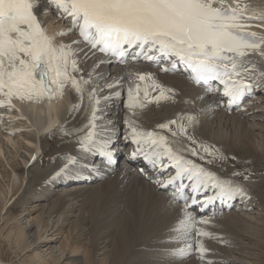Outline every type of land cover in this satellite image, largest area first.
I'll use <instances>...</instances> for the list:
<instances>
[{
  "label": "snow or ice",
  "instance_id": "obj_1",
  "mask_svg": "<svg viewBox=\"0 0 264 264\" xmlns=\"http://www.w3.org/2000/svg\"><path fill=\"white\" fill-rule=\"evenodd\" d=\"M47 5L70 25L66 30L48 33L39 18L41 0H0V96L4 97L0 108L10 111L13 99L51 101L62 97L69 84L79 97L72 111H78L87 98V122L80 128L59 129L63 137L75 139L68 141L71 149L55 157L63 163L54 178H72L99 173L117 162L120 129L106 108L126 93L122 141L134 146L129 158L142 159L148 167L141 173L168 194L170 205L179 207L167 241L179 246L167 255L180 260L196 254L202 264H216L206 259L211 250L204 240L225 242L206 228L213 216L198 213L217 204L231 209L233 201L251 199L234 179L248 180L250 175L233 171L224 178L212 170L211 165L220 162L222 167L228 157L189 132L199 122L195 114H179L151 130L142 127L140 113L148 105L172 101L176 95L153 73L130 71L126 89L125 77L101 88L98 82L105 77L97 69L105 63L128 65L141 60L165 73L182 67L190 82L216 97L209 111L221 104L228 110L239 108L245 97L264 89V70L248 58L254 50L264 55V32L250 30L264 29V15H256L257 9L248 15L250 5L241 0H47ZM48 7L42 14L48 13ZM72 33H78L76 39L57 43V35ZM82 44L85 48L78 47ZM97 52L109 59L95 61L90 69L81 66ZM104 89L109 95L101 97ZM181 137L188 143L181 144Z\"/></svg>",
  "mask_w": 264,
  "mask_h": 264
},
{
  "label": "bare ground",
  "instance_id": "obj_2",
  "mask_svg": "<svg viewBox=\"0 0 264 264\" xmlns=\"http://www.w3.org/2000/svg\"><path fill=\"white\" fill-rule=\"evenodd\" d=\"M241 2L247 3L253 8L256 7V5H262L264 7V0H241ZM41 6L43 5L41 4ZM259 13L263 14L264 10H260ZM54 21L55 14L52 15V19H47V23L44 24L49 34H56L61 30L60 25L55 24ZM252 30L264 32V30L260 28ZM74 39H76V36L73 33L67 37H60L58 35L56 37L57 43H69ZM78 47L85 48V45L82 44ZM259 54H261V52L254 50V52L250 53V56H257ZM80 57L81 59L83 58V53H80ZM97 60H100V57L96 54L88 61L83 62L81 66L90 69L93 63ZM105 67L101 65L97 69V72L103 73L105 77L98 82L101 88H103L106 83H110L120 77H125L124 88L126 89L128 86L126 77L131 71L153 73L160 83L176 90L174 100L162 102L160 104H150L140 113V123L144 129H154L157 124L176 118L179 114H195L197 115L199 122L194 128L189 129L192 134L194 132L197 137L207 138L211 140L212 143L222 142L224 145L225 143H228L230 145L236 144L239 146H242L243 144L242 147L245 148V151H249L250 154L259 157L264 162V89L257 90L240 108L226 111L221 107H217L214 111H209L208 106L213 104L216 97L205 94L199 87L193 86L183 74L165 73L158 67L140 62L121 67L115 66L112 68L111 72ZM259 69L264 70L262 68ZM67 92L70 94L69 97H71L74 104L79 103V97L69 84L65 87L62 97H57L51 101L44 99V105L41 104V102L36 101L30 102L27 100L22 101L19 99H13L10 111L6 108L0 109V119L3 121L2 127H4L2 131L4 133L0 139L5 143L2 144V141L0 142V158L6 157L4 146H8L14 151L12 158H15V155L17 156V152L22 151V154H18L24 156V166L28 165V162L30 161L29 159L33 157V150L35 149L34 155L39 150L35 138H39L40 148H42L43 151L46 141L38 135L40 133L44 134L47 130L51 131L58 129L56 143L58 142L62 144H59L58 146L61 147L63 153L71 149L73 145L68 143V141L70 139H75V137H63L59 129L61 126H66L68 129L82 127L88 119V113L86 111L88 101L87 98H85L83 105L78 111H74L67 125H62V123L60 124V116L64 112L63 109H65L63 106L65 107V105H68L67 103H69ZM107 95H109L107 89H104V91L100 93L101 97ZM200 96H203L204 98L202 100L197 99V97ZM0 99H4V97L0 96ZM123 99H126V93L121 100L115 101L111 107L106 108L108 117L117 121L121 140L124 135L125 127L122 121L128 114L127 109L123 106ZM72 108L73 104L69 105L70 111ZM46 116H48L50 120L47 126L44 127L43 122ZM23 118H25V121L26 119L29 120V123H25V121L22 120ZM30 129H32L33 134L26 132ZM15 137L20 138L21 145L16 146ZM180 143L187 144V141L181 137ZM129 145L131 144H126V146ZM132 147L134 146L132 145ZM39 157L37 158L38 160ZM62 163L63 162L58 159L56 161V166L52 171L39 182L44 183L46 181L45 184H42L41 186L37 184L39 185L38 189L30 192L28 201L22 203V206L26 209L24 214L18 216L6 214V221L10 220L11 222L5 233L7 241L11 240L10 237H8L11 235L16 243L15 247L18 249L17 253L23 251L25 254L29 251L26 254L27 264H122V261L126 260L125 257L127 254L131 253L130 249L145 241V239L141 241L144 234L146 235L147 233H150L151 235V233L153 234L155 232L156 224L164 222V231H170L176 223L179 216V207L170 205L168 202V196L162 190H158L156 185L150 183L144 174L131 167L129 171L130 176L121 177L124 176V173L121 174L120 170H116L113 176L104 177L99 182L90 186L78 185L75 188L71 186L68 193L74 194V192L71 191H78L79 194L83 193V197H81V210L76 214L74 219L69 220L66 208H64L63 211L60 210V207L64 202L63 195H57L52 201V205H47L45 206L46 208L44 207L46 203L41 202L39 208H37L39 212H35L36 210L33 208V203L38 200H45L55 186H61V182L66 181L65 176L54 178L56 171ZM10 166L11 168L7 176L8 183L6 189H4V194L0 198L4 207L8 204L6 200L7 196L9 197L8 199L11 200L9 203L10 205L14 200V196H16L18 190L22 186L23 181L27 177L26 173L24 171L22 172L21 169V183L18 184L16 190H13L14 192L11 193L12 186L18 181V173L16 174V172H19L20 168L14 163H11ZM212 170L217 172V170ZM217 174L224 178L230 177L228 174L219 172H217ZM94 176H97V174H89L85 172L79 175V177L83 179ZM234 179L238 178L235 177ZM70 183L72 182H68L64 186H70ZM246 192L251 199L235 200L233 202L234 208L221 211V213L215 215V217L218 218L213 217L214 219L211 220V223L206 226L207 230L222 237L225 243L207 238L204 240V243L211 251L219 252L220 250H223L230 252L228 254L225 253L229 255L230 260H232L230 264H263L264 262L254 261L256 256H254L253 259V246H261L258 242L260 240L259 237H262V229H257V227L259 226V223L262 225L264 222V214L262 211L264 210V189H261L257 193V197L253 196L248 189ZM122 197L125 203L124 205L127 208H125L126 211H124L122 215L119 214L120 216H113L111 218L112 209H109L107 212L102 206L104 203L111 204L114 202V204L112 203L113 205L111 204V207H109H116ZM254 204H256V206ZM86 207L88 208V218L84 215L82 210ZM254 207H256L255 210L253 209ZM5 211H7V209ZM53 212H56L55 216L57 215L55 219L52 217ZM99 212L106 213L104 218L106 221H104V223L107 222V225L110 224L109 226L112 229L114 227V229L109 238V242H111L110 248L106 251L102 249L100 252L98 251L103 257L96 261L94 255L97 253L96 250L98 248L90 242H87L89 245L85 246L86 242L84 243L80 236H83V234H81V225L85 223L89 226L90 233L96 229L100 230L99 224L101 222L100 219L102 218H100L101 214ZM41 213L46 217L43 218ZM61 214H63L62 217ZM49 222L52 224L54 223V225L57 224V228L54 230H57L56 233L61 232L60 237L63 235L62 241L58 243L55 241V233H53L52 229L46 227ZM169 222L173 223L170 224ZM41 223L42 225H40ZM43 224L45 226H43ZM2 225L3 226L0 227V234L2 233L1 230L5 227V222ZM40 231L47 233L44 237H48L43 245L39 243V238L42 234ZM252 235L257 237L258 239L256 238V240L258 241H253L252 239L255 237L253 238ZM244 239L246 241H244ZM145 244L146 243H144V245ZM42 246L45 248H42ZM139 247L142 248L141 246ZM66 248H68L67 251ZM80 251L84 253L83 256L79 254ZM137 257L138 256H135V260ZM225 257L228 258L227 256ZM236 257L238 259H236ZM141 258H143V256ZM136 263L138 264L137 261L134 264ZM184 263L188 264L189 261ZM0 264L13 263L9 262L6 257L0 256Z\"/></svg>",
  "mask_w": 264,
  "mask_h": 264
},
{
  "label": "rangeland",
  "instance_id": "obj_3",
  "mask_svg": "<svg viewBox=\"0 0 264 264\" xmlns=\"http://www.w3.org/2000/svg\"><path fill=\"white\" fill-rule=\"evenodd\" d=\"M69 95L70 94L67 92V96L69 98V103H67L68 105H65V107L63 106V108H65V109H63L64 112L60 116V120H61L60 124L62 123V125H67L68 121L70 120V118L72 117V115L74 113V111H72V110L70 111V109H69V105H71V104L74 105V102L71 99V97H69ZM2 122L3 121L0 119V137H2V134L4 133V132H2L4 129V127H2ZM26 122L29 123V120L26 119L25 123ZM60 124H59V126H60ZM56 130H57V132H56ZM56 130H51V131L46 132L42 135V138L46 141L44 144L45 147H44L43 155L39 157V160L37 159L32 164H28L26 166H24V162H23L24 156L18 154V153L22 154V151L17 152V156L15 155V158H12L13 157L12 155H14V151L11 148H9L8 146L3 145L4 150H5L4 152L6 153V155H5L6 157L0 158V198L4 194V191H5L4 189H6V186L8 183L7 176L9 174V171L11 168V166H10L11 163L16 164L20 168V171L16 172V174L18 173L17 174L18 175L17 180L19 182L16 180L17 182L15 185L12 186L13 188L11 190V193L14 192L16 190L18 184L21 183V178H22L21 173L24 171L27 175L26 179L24 180L25 182L23 181L22 186L18 190V193L16 194V196L13 195L14 200L10 205H9V203L11 200L8 199L9 198L8 196L6 198L8 204L5 207L2 205V201L0 200V227L3 226L2 224L5 222V227H4V229L1 230L2 233L0 234V240H1V242H0V256L6 257V259H8V261L12 262L13 264H27L26 263V260H27L26 254L29 251H27V253H25V254L23 251L17 253L18 249H16V247H15L16 243L14 242L13 237L11 235L8 236V237H10L11 240L7 241V238H6L7 236L5 233H6L8 226L11 224V222H10V220L6 221V217H7L6 214H11V215H16V216L24 214L26 209H24V207L22 206L23 205L22 203L28 201L29 194L32 190L38 189L39 185L41 186L42 184H45L46 181L44 183H39L40 180L43 179L44 177H46V175H48V173L51 172L52 169L56 166V161L58 159L56 160L55 157H57L58 155L63 153L61 147L58 146L60 143H58V142L56 143L57 135H58L57 134L58 129H56ZM31 131H32V129L27 130L26 132L29 134H33V131L32 132ZM189 132L191 133L190 130H189ZM193 135L196 137L197 140L199 139L202 142L214 145L216 148L220 149V151L226 157H228L227 161L223 163L222 167L220 165V162H217L216 164L210 166L212 169L217 170V172H219V173L228 174V175H230L233 171L240 172V173H243L246 175H250V178L248 180H244L243 176L236 177V178H238L236 180L238 182H241V184L244 185L245 190L248 189L250 191V193H252V195L255 197H257V193L261 189L262 190L264 189V162L259 157H256V156L250 154L249 151H247V150L245 151V148L242 147L243 144H242V146H239L236 144L230 145L228 143H225V145H224L222 142L212 143L211 140H209L207 138L197 137L194 132H193ZM1 141L2 140L0 139V142ZM15 142H16V146L21 145L20 138H16ZM2 144H5V143L2 141ZM60 145H62V144H60ZM8 157H11V158H8ZM232 157H235V159L234 160L231 159ZM21 169H22V172H21ZM26 181H28V182H26ZM37 184H39V185H37ZM84 184L86 186L92 185V184H86V183H84ZM78 185H79V183L71 184L70 186H67V187L55 186L53 188V191H51V193L49 194L48 197H46L45 200H38V201L33 203V208L36 210L35 212H39V210H37V208H39L41 202L46 203L44 205V207L47 205H52V201L55 199V197L57 195H63L64 196V202L61 205L60 210L63 211L64 208H66L68 211L69 220L74 219L76 214L81 210V197H83V193L79 194L78 191H71V192H74V194H70V193H68V191L71 188V186H73V188H75ZM10 187H11V185H10ZM112 203L114 204V202H112ZM119 203H120V205H119ZM109 204L110 203H106V204L104 203V205L102 207L104 209H106L107 212L109 211V209H112V212L115 211L113 213L111 212V218L113 216H120L123 214L124 211H126L125 210L126 206L124 205L125 203H124L123 197L118 202V206H116L117 205L116 204L115 205L116 207L110 208L111 204L110 205ZM254 205L256 206V204H254ZM29 208H32V207H29ZM45 208H44V210H45ZM6 209H7V211H5ZM253 209L255 210L256 207H254ZM82 210H83L84 215L88 218V208L86 207V208H83ZM262 211L264 214V210H262ZM117 212H119V213H117ZM99 213L101 214L100 218H102V219H100L101 222L99 224L100 230L96 229L90 233L89 228H88L89 226L85 223V224L81 225V234H83V236L82 235L80 236V238H82V241L84 243L90 242L93 245H96V247L98 249L100 248L99 250L95 249L97 252L94 255V258L96 261H98L99 259H101L103 257L102 255L99 254L101 249L106 251V250H108V248H110L111 242H109V238L113 233L112 230L114 229V227L112 229L109 226L110 224L107 225V222L104 223V221H106V219H104L106 216L105 215L106 213L105 212H103L104 214L101 212H99ZM55 214H56V212L52 213L53 219H55L57 217V215L55 216ZM115 214H117V215H115ZM41 216L43 218L46 217V216H43L42 213H41ZM62 216H63V214H61V217ZM213 217H215V216H213ZM215 218H218V217H215ZM102 222H103V224H102ZM171 223H173V222H171ZM163 224H165V223L160 222L159 224H156L155 230H154L155 232L153 231L154 232L153 234L151 233V235H150V233H147L146 235H149V236H146L144 234L143 235L144 237L142 238L141 241H143V239H145V241H143L141 244L136 245L138 247L133 246V248L130 249L131 253L127 254V256L125 257L126 260L125 261L123 260L122 264H131V263L134 264L136 261L138 262V264H140V263L141 264H187L184 262H188V261H189L188 264H190V263L202 264V261L197 257L196 254H192V255H190L186 258L180 259V260H175L172 257H170L169 255H167L168 250L174 249V248L178 247L179 245H177L175 243H168L167 242L168 238L171 235H173V233H171L170 231H164L165 228L163 227L164 226ZM40 225H42V223ZM101 225H102V227H101ZM43 226H45V225L43 224ZM46 227H49L50 229L53 230V233H55L54 238H55V241L57 243L63 240V235L60 237L61 232L56 233L57 230H54L55 228H57V224L54 225V223L52 224L49 222L46 225ZM258 228L262 229L261 230V232H262L261 236L262 237L261 238L259 237L260 240L258 242L259 244H261V246H259L260 248L256 245L253 246V248L255 249V250L253 249V253H254L253 259H254V256H256L254 261L256 260L258 262L263 263L264 262V222L262 225H260V223H259V226L257 227V229ZM106 229H108V230H106ZM221 229H223V228H221ZM224 229H226V228H224ZM41 233L42 234H41V237L39 238V243L41 245H43L45 243L46 239H48V237L47 238L44 237L47 235V233H45L43 231ZM252 237L254 238L255 236L252 235ZM256 238L257 237H255L252 240L258 241V240H256ZM92 241H94V242H92ZM244 241H246V240L244 239ZM86 243H85V246L89 245L88 243L87 244ZM102 243H104V244H102ZM144 243H146V244L144 245ZM107 245H109V246H107ZM139 246H141L142 248H140ZM135 247L137 248V250ZM42 248H45V247L42 246ZM138 248H139V250H138ZM67 249L68 248H66V251H67ZM140 249H141V252H140ZM222 251L223 250H220L219 252L218 251H215V252L210 251L206 256V259L213 260L216 262V264H228V263L230 264L232 260H230L229 255H227L230 252H227V251L222 252ZM137 253H138V255H137ZM225 253H227V254H225ZM79 254L81 256L84 255V253L81 251L79 252ZM135 256H138L136 258V260H135ZM139 256H140V258H139ZM142 256H143V258H141ZM225 256H227L228 258H226ZM236 259H238V258L236 257ZM237 264H240V263H237Z\"/></svg>",
  "mask_w": 264,
  "mask_h": 264
}]
</instances>
